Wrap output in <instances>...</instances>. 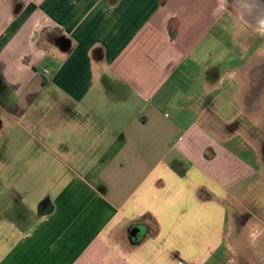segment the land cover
I'll list each match as a JSON object with an SVG mask.
<instances>
[{
	"label": "crops",
	"instance_id": "0c3cea01",
	"mask_svg": "<svg viewBox=\"0 0 264 264\" xmlns=\"http://www.w3.org/2000/svg\"><path fill=\"white\" fill-rule=\"evenodd\" d=\"M263 52L264 0H0V264H264Z\"/></svg>",
	"mask_w": 264,
	"mask_h": 264
},
{
	"label": "rangeland",
	"instance_id": "374dc122",
	"mask_svg": "<svg viewBox=\"0 0 264 264\" xmlns=\"http://www.w3.org/2000/svg\"><path fill=\"white\" fill-rule=\"evenodd\" d=\"M244 1H246V0H244ZM262 59H264V52L262 53ZM261 72H262V78L264 77V66L262 65V67H261ZM259 88L261 89V91L264 93V85H261V86H259ZM229 89L230 90H234L235 89V84H231L230 85V87H229ZM27 126V125H26ZM4 140V137H3V135L2 134H0V143L2 142ZM14 151V150H13ZM14 158V157H13ZM22 166H25V165H22ZM26 167H28V165H26ZM18 168V164L17 163H10V164H8L7 165V169L8 170H11L12 171V175L14 174V172L16 171V169ZM1 170V169H0ZM10 171V172H11ZM1 174V173H0ZM13 180H11V179H5V180H2L1 179V175H0V192H1V195H5V193L6 192H8V189H9V187H11L12 186V184H13ZM2 184V185H1ZM5 202L6 201H1L0 200V203H3L2 205H4L5 204Z\"/></svg>",
	"mask_w": 264,
	"mask_h": 264
},
{
	"label": "trees",
	"instance_id": "16d2710c",
	"mask_svg": "<svg viewBox=\"0 0 264 264\" xmlns=\"http://www.w3.org/2000/svg\"><path fill=\"white\" fill-rule=\"evenodd\" d=\"M171 167L180 176L186 175L187 169L185 168V166L180 161H174L171 164Z\"/></svg>",
	"mask_w": 264,
	"mask_h": 264
}]
</instances>
